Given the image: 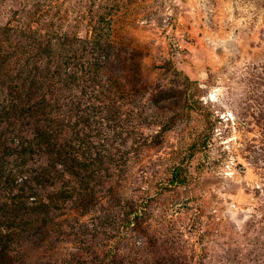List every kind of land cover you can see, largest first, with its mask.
<instances>
[{
	"label": "rangeland",
	"instance_id": "374dc122",
	"mask_svg": "<svg viewBox=\"0 0 264 264\" xmlns=\"http://www.w3.org/2000/svg\"><path fill=\"white\" fill-rule=\"evenodd\" d=\"M1 29L80 58L71 91L32 88L84 166L15 264H264V0H0Z\"/></svg>",
	"mask_w": 264,
	"mask_h": 264
},
{
	"label": "trees",
	"instance_id": "16d2710c",
	"mask_svg": "<svg viewBox=\"0 0 264 264\" xmlns=\"http://www.w3.org/2000/svg\"><path fill=\"white\" fill-rule=\"evenodd\" d=\"M6 32L0 30V94H3L0 125L7 123L4 128L0 127V225H4L0 229V264H15L22 257L18 245H14L17 239L34 242L45 238L36 232L35 225H51V213L62 211L65 204L71 202L70 191L49 193L47 190L52 189L60 180L57 177L65 172L73 177L81 174L84 164L79 151L84 143L79 139L73 143V140L62 137V133L52 127L53 121L46 119L49 115L46 110L54 100L36 103L32 94V88L38 85L36 83L47 86L42 90L45 95L56 93V86H60L61 91L69 88L71 91L75 82L80 80V69L76 63L80 60L79 55L64 56L60 63L54 65L45 62L46 66L43 67L44 63L41 67L42 62L52 55L50 42L39 41L30 30L27 35H21L22 38H17L19 35L8 36ZM24 41L30 50L28 63L32 62L29 74L35 73L40 78L32 76L29 80L28 77V86L26 81L19 86L16 81L18 73L28 75L20 69L16 58L17 45ZM69 41L64 37L59 45ZM21 92L26 96L23 103ZM193 106L194 103H188L186 107L192 109ZM19 119L24 120V126L30 130L16 133ZM42 158L46 163L41 161ZM181 168L177 166L174 169L170 180L172 185L186 182Z\"/></svg>",
	"mask_w": 264,
	"mask_h": 264
}]
</instances>
